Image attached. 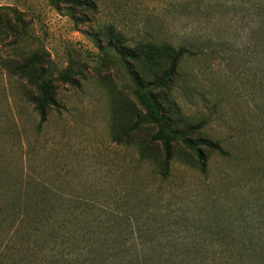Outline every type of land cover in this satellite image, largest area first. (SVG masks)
I'll list each match as a JSON object with an SVG mask.
<instances>
[{"label": "rangeland", "instance_id": "obj_1", "mask_svg": "<svg viewBox=\"0 0 264 264\" xmlns=\"http://www.w3.org/2000/svg\"><path fill=\"white\" fill-rule=\"evenodd\" d=\"M93 1L75 20L48 0H0V264H26L27 180L76 206L116 254L213 255L225 242L248 243L264 210V59L255 48L264 0ZM109 34L129 47L193 52L172 92L186 122L203 123L197 135L226 152H207L205 174L183 163L190 153L180 146L163 178L139 155L151 128L130 147L114 142L116 125L141 107ZM25 66L53 81L59 105L43 123Z\"/></svg>", "mask_w": 264, "mask_h": 264}, {"label": "trees", "instance_id": "obj_2", "mask_svg": "<svg viewBox=\"0 0 264 264\" xmlns=\"http://www.w3.org/2000/svg\"><path fill=\"white\" fill-rule=\"evenodd\" d=\"M48 2L58 11H67L75 20L80 19L76 15L78 10L94 11L96 7L93 0ZM23 28L25 30L24 25ZM24 30L19 34L26 35ZM12 44L17 45L16 41ZM107 45L115 48L124 59L134 86L133 93L141 107L130 121L116 125L114 142L130 147L142 129L151 128L154 132L149 141L140 143L139 155L153 163L163 178L170 175L180 146L190 153L186 160H182L183 163L205 174L207 152L221 155L226 152L220 141L197 135L203 123L186 122L187 118L172 92L181 62L193 52L185 46L176 47L166 42H139L129 47L123 44L121 37L112 34H109ZM255 48L258 59H264V31L258 35ZM19 71L39 89V95L30 101L43 123L49 110L59 105L53 81L44 69L39 74H30L26 66ZM61 78L71 81L67 76ZM118 114L119 110L116 116ZM154 151H157V157L153 156ZM26 182V264H264V250L258 252L262 246L256 244L264 241V210L260 225L248 243L240 239L225 242L219 254L146 253L127 256L116 254L115 248L108 247V236L91 230L76 206L61 203L56 193L28 180Z\"/></svg>", "mask_w": 264, "mask_h": 264}]
</instances>
